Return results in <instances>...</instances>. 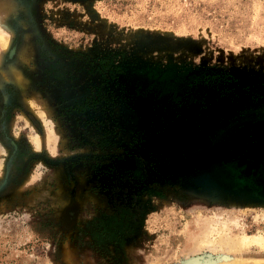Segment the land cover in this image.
Returning a JSON list of instances; mask_svg holds the SVG:
<instances>
[{"label": "rangeland", "instance_id": "rangeland-1", "mask_svg": "<svg viewBox=\"0 0 264 264\" xmlns=\"http://www.w3.org/2000/svg\"><path fill=\"white\" fill-rule=\"evenodd\" d=\"M263 132L264 0H0V264H264Z\"/></svg>", "mask_w": 264, "mask_h": 264}, {"label": "trees", "instance_id": "trees-1", "mask_svg": "<svg viewBox=\"0 0 264 264\" xmlns=\"http://www.w3.org/2000/svg\"><path fill=\"white\" fill-rule=\"evenodd\" d=\"M262 137L255 138L250 133L243 139V142H240V153L235 155L236 165L242 164L238 169L239 173L241 172V175H244L246 180L251 181L256 186L264 185V164L262 160V157L264 158V138Z\"/></svg>", "mask_w": 264, "mask_h": 264}, {"label": "bare ground", "instance_id": "bare-ground-1", "mask_svg": "<svg viewBox=\"0 0 264 264\" xmlns=\"http://www.w3.org/2000/svg\"><path fill=\"white\" fill-rule=\"evenodd\" d=\"M66 210V209H65ZM68 210V209H67ZM65 212V211H64ZM66 213V212H65ZM64 214V213H63ZM63 216V215H62ZM65 219V218H64ZM66 219L67 220H69L67 217H66ZM225 237V238H224ZM231 237V236H230ZM222 238H223V242L221 243L222 245H226V247L228 246L229 247V249L230 250H235V249H238V248H240V247H242V246H244V245H246V243H249V242H254V241H261V243L263 242L264 243V240H262V238H261V240L260 239H253V240H250V239H247V238H231V239H229L228 237H226V236H222ZM256 243V242H255ZM260 243V242H259ZM204 256H202V258H203ZM199 258H201V257H193V258H190V259H188L187 261H186V264H206L205 263V261L203 262V261H201ZM205 258V257H204ZM196 259H199V260H196ZM194 260H196V261H194Z\"/></svg>", "mask_w": 264, "mask_h": 264}, {"label": "water", "instance_id": "water-1", "mask_svg": "<svg viewBox=\"0 0 264 264\" xmlns=\"http://www.w3.org/2000/svg\"><path fill=\"white\" fill-rule=\"evenodd\" d=\"M200 257H201V256H200ZM195 258H196V257H195ZM205 258H208V257H205ZM190 260H191V259H190ZM188 261H189V260H188ZM188 261H187V262H188ZM185 264H186V262H185Z\"/></svg>", "mask_w": 264, "mask_h": 264}]
</instances>
